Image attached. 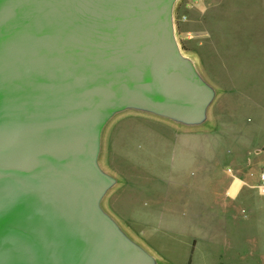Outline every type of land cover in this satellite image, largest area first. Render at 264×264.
<instances>
[{"label": "water", "instance_id": "obj_1", "mask_svg": "<svg viewBox=\"0 0 264 264\" xmlns=\"http://www.w3.org/2000/svg\"><path fill=\"white\" fill-rule=\"evenodd\" d=\"M174 2L0 0V264L154 263L101 209L97 158L117 110L205 117Z\"/></svg>", "mask_w": 264, "mask_h": 264}, {"label": "rangeland", "instance_id": "obj_2", "mask_svg": "<svg viewBox=\"0 0 264 264\" xmlns=\"http://www.w3.org/2000/svg\"><path fill=\"white\" fill-rule=\"evenodd\" d=\"M173 26L181 54L213 91L205 117L187 123L137 107L117 110L101 129L97 158L114 179L101 209L130 240L154 248L169 222L132 220L138 210L163 218L172 201L177 212L188 216L196 206L207 217L222 209L216 199L247 196L253 209L264 196V0H175ZM249 208L227 212L244 213L240 225L249 228Z\"/></svg>", "mask_w": 264, "mask_h": 264}, {"label": "crops", "instance_id": "obj_3", "mask_svg": "<svg viewBox=\"0 0 264 264\" xmlns=\"http://www.w3.org/2000/svg\"><path fill=\"white\" fill-rule=\"evenodd\" d=\"M199 169L196 168V171ZM232 173L233 170L231 169ZM243 188V177L239 179ZM256 184V183H255ZM235 196V195H234ZM171 197V196H170ZM248 197L242 196L238 201L236 197L216 199L215 205L222 209L212 212L209 216H204V212L195 206V211L188 216L184 212H177L172 207V201L166 202L164 216H156L149 210H138L136 216L131 217L135 221L165 220L169 222L166 230L161 231V235L155 236V248L148 241L143 243L133 239L145 252L154 260L153 264H264V196L258 195L256 199L259 204L249 208ZM249 208L250 221L249 228L240 224L247 222L243 220L244 213L227 212L229 206ZM140 211V212H139ZM186 215V216H185ZM232 220L236 224H232ZM195 222L183 226L182 222ZM174 222V223H171ZM253 222V223H252ZM150 225L145 228L148 230ZM150 232L147 236L152 237ZM160 236V237H159ZM169 244L175 245L181 251L182 256H177L175 251H171ZM164 255V259L159 256Z\"/></svg>", "mask_w": 264, "mask_h": 264}, {"label": "built area", "instance_id": "obj_4", "mask_svg": "<svg viewBox=\"0 0 264 264\" xmlns=\"http://www.w3.org/2000/svg\"><path fill=\"white\" fill-rule=\"evenodd\" d=\"M261 187L264 188V174L261 176Z\"/></svg>", "mask_w": 264, "mask_h": 264}, {"label": "clouds", "instance_id": "obj_5", "mask_svg": "<svg viewBox=\"0 0 264 264\" xmlns=\"http://www.w3.org/2000/svg\"><path fill=\"white\" fill-rule=\"evenodd\" d=\"M200 10H201L202 12H203V11H206V10H207V6L205 5V6L201 7Z\"/></svg>", "mask_w": 264, "mask_h": 264}]
</instances>
